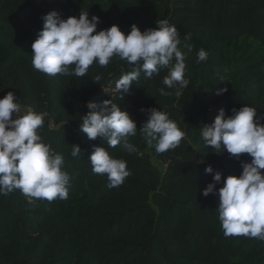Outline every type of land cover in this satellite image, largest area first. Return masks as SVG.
I'll use <instances>...</instances> for the list:
<instances>
[{
	"label": "trees",
	"instance_id": "1",
	"mask_svg": "<svg viewBox=\"0 0 264 264\" xmlns=\"http://www.w3.org/2000/svg\"><path fill=\"white\" fill-rule=\"evenodd\" d=\"M51 11L65 19L88 11L90 19L100 18L98 31L118 25L126 35L133 25L145 31L167 20L177 26L189 85L177 97L179 85L162 83L167 69L150 79L141 73L121 99L115 84L134 66L115 56L106 67L94 63L86 77L34 69L32 44ZM201 48L208 59L198 63ZM96 75L102 77L97 82ZM224 87L228 91L217 95ZM161 88L172 95H161ZM9 91L22 108L46 114L39 133L64 156L71 179L64 200L30 198L19 189L0 195V264H264V241L225 236L219 196L203 195L215 171L239 176L252 157L216 154L201 137L221 108L231 116L249 105L264 117V0H0V98ZM112 97L138 129L128 140L137 152L122 144L108 149L130 171L110 189L106 174H94L89 160L95 147L106 145L99 137L90 140L80 122L89 102ZM152 108H166L186 129L175 149L157 153L141 136ZM76 144L78 158L70 155ZM209 165L212 174L205 171Z\"/></svg>",
	"mask_w": 264,
	"mask_h": 264
},
{
	"label": "clouds",
	"instance_id": "2",
	"mask_svg": "<svg viewBox=\"0 0 264 264\" xmlns=\"http://www.w3.org/2000/svg\"><path fill=\"white\" fill-rule=\"evenodd\" d=\"M43 20V28L32 44V66L44 74L86 77L94 63L106 67L115 56L134 66L115 84L121 99L129 94L141 73L145 79H150L154 74L159 75L161 69H167L162 83L169 89L179 85L175 91L177 97L190 83L185 79V53L179 47L182 41L177 26L167 20H158L156 28L145 31L133 25L127 35L118 25L98 31L100 18L92 16L90 19L88 11L66 19L57 11H51ZM188 39V35L184 37L185 41ZM184 47L192 50L191 45ZM207 59L208 52L201 48L197 62ZM101 78L96 75L92 79L97 82ZM159 91L161 95H172L163 88ZM227 91V87L220 88L217 95ZM87 108L89 111L80 122L81 130L90 140L99 137L106 145L95 147L89 157L92 171L106 174L108 188L118 187L130 171L127 162L111 155L108 149L122 144L128 152H137L128 142L129 137L137 134V123L128 111L113 103V97L101 105L89 102ZM45 116L32 109H25L21 114V104L12 91L0 98V195L19 189L30 198L48 201L68 198L71 178L64 167V156L39 133ZM261 120L264 117L257 118L253 106L234 109L231 116H226L225 109L221 108L214 122L204 125L201 131L205 146L213 148L214 153H228L237 160L242 154L252 157L250 163H242L243 171L239 176L224 178L221 172L215 171L213 182L203 191L205 197L219 196L217 210L225 236L243 235L264 241V173L261 171L264 170V123ZM139 130L157 153L175 149L186 136V129L182 130L170 118L166 108L150 109L147 122ZM81 151L80 145H72L70 155L78 158ZM205 171L212 174L214 169L209 165ZM219 183L223 186L217 191Z\"/></svg>",
	"mask_w": 264,
	"mask_h": 264
},
{
	"label": "rangeland",
	"instance_id": "3",
	"mask_svg": "<svg viewBox=\"0 0 264 264\" xmlns=\"http://www.w3.org/2000/svg\"><path fill=\"white\" fill-rule=\"evenodd\" d=\"M25 109H30V108H22L21 107V114H24ZM13 118H15V117H13ZM152 160H153L154 163L158 164L161 168H163L162 164L160 163V161H158L156 159L155 156H152Z\"/></svg>",
	"mask_w": 264,
	"mask_h": 264
}]
</instances>
